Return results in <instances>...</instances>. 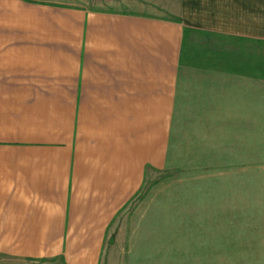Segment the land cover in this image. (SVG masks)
I'll return each instance as SVG.
<instances>
[{
    "label": "crops",
    "instance_id": "obj_1",
    "mask_svg": "<svg viewBox=\"0 0 264 264\" xmlns=\"http://www.w3.org/2000/svg\"><path fill=\"white\" fill-rule=\"evenodd\" d=\"M114 1L125 9L0 0L1 256L100 264L116 216L167 165L197 34L264 47V0Z\"/></svg>",
    "mask_w": 264,
    "mask_h": 264
},
{
    "label": "rangeland",
    "instance_id": "obj_2",
    "mask_svg": "<svg viewBox=\"0 0 264 264\" xmlns=\"http://www.w3.org/2000/svg\"><path fill=\"white\" fill-rule=\"evenodd\" d=\"M195 39L167 165L116 216L100 264H264V47L245 53L236 41ZM0 264L35 263L0 255Z\"/></svg>",
    "mask_w": 264,
    "mask_h": 264
}]
</instances>
